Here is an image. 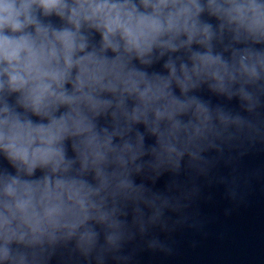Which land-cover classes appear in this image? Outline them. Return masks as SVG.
I'll return each mask as SVG.
<instances>
[{"label":"clouds","instance_id":"1","mask_svg":"<svg viewBox=\"0 0 264 264\" xmlns=\"http://www.w3.org/2000/svg\"><path fill=\"white\" fill-rule=\"evenodd\" d=\"M256 45L264 46V0H0V154L15 170H0V261L37 264L35 252L11 245L39 247L42 258L45 243L73 239L88 256L100 231L98 261L118 249L121 205L160 199L133 173L178 171L186 154L201 159L247 123L191 93L206 85L257 109ZM161 60L166 75L148 71ZM140 124L154 146L133 137Z\"/></svg>","mask_w":264,"mask_h":264},{"label":"water","instance_id":"2","mask_svg":"<svg viewBox=\"0 0 264 264\" xmlns=\"http://www.w3.org/2000/svg\"><path fill=\"white\" fill-rule=\"evenodd\" d=\"M51 22L61 24L56 17ZM209 22L217 23L214 19ZM95 40H100L98 34ZM217 50H221L219 46ZM163 64L161 60L148 71L166 75ZM176 94H180L178 89ZM191 94L240 115L247 123L239 129L232 126L229 133L215 140V147L200 153L201 159L192 161L186 154L178 171L164 166L159 171L145 167L139 174L133 173L136 185L143 184L160 199L155 207L131 201L121 205L125 215L120 219L126 227L118 249L105 252L102 262L98 261L105 245L104 233L98 229V246L88 256L76 247L75 239L45 243L42 258L39 247L13 243V251L26 252L29 258L35 252L37 264H264V96L249 113L239 98L229 100L206 85ZM98 122L104 126L110 117L101 116ZM136 131L145 136L146 148L155 145V137L142 124L135 126L133 137ZM67 154L74 156L70 142ZM152 159L145 155L142 161ZM2 169L15 174L0 154ZM41 175L38 170L36 178Z\"/></svg>","mask_w":264,"mask_h":264}]
</instances>
